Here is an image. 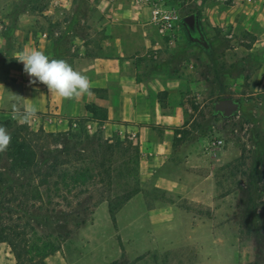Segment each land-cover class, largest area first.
<instances>
[{
  "label": "rangeland",
  "instance_id": "rangeland-1",
  "mask_svg": "<svg viewBox=\"0 0 264 264\" xmlns=\"http://www.w3.org/2000/svg\"><path fill=\"white\" fill-rule=\"evenodd\" d=\"M94 1L21 0L13 11L27 12L29 25L36 32L46 31L59 54L87 45L81 40L99 38L92 29ZM167 5L178 11L180 21L190 14L199 16L207 46L191 42L179 23L178 36L167 37L170 42L159 50L157 67L172 68L185 81L189 130L202 141L222 139L226 146L212 155L217 161L212 170L216 184L212 209L184 203L167 192L163 195L152 184L139 194L155 207L174 202L212 220L213 240L239 238L240 244L255 249V261L264 264V0H168ZM168 9L165 4L163 10ZM225 99L237 105L229 116L216 108ZM18 112L20 119L0 121L25 127L23 133L29 138L41 126ZM126 205L116 215V226L108 204L100 205L92 220L74 231L46 264H110L121 259L123 250L122 264H206L200 252L212 251L205 246L210 239L207 230L197 236L184 229L167 235L146 222L140 198ZM194 241L193 246L183 245ZM218 259L214 256L209 264H221ZM0 264H16L7 244H0Z\"/></svg>",
  "mask_w": 264,
  "mask_h": 264
},
{
  "label": "crops",
  "instance_id": "crops-1",
  "mask_svg": "<svg viewBox=\"0 0 264 264\" xmlns=\"http://www.w3.org/2000/svg\"><path fill=\"white\" fill-rule=\"evenodd\" d=\"M20 1L0 0V118L17 117L22 111L27 120L38 122L51 133L68 131L70 121L94 119L87 122L92 133L100 131L106 139L126 138L139 147L142 188L152 184L177 200L212 209L216 204L212 170L217 161L204 151L207 142L189 130L185 81L172 68L160 69L155 62L159 50L170 40L153 19V11L156 5L164 9L166 4L171 9L168 0L94 1L92 29L99 38L81 40L87 45L67 48L59 54L46 31L36 32L29 25L27 12L13 11ZM29 50H38L49 59L65 60L88 78L89 92L62 99L45 85L30 83L32 78L18 61L21 53ZM88 107L105 109L106 122L100 125ZM135 198L143 201L146 222L153 230L168 235L184 229L196 236L207 230L210 239L205 246L212 251L204 250V255L200 252L206 264L214 256L221 264L255 261V249L240 244L239 238L236 242L213 240L212 220L196 216L177 203L148 210L141 194L126 206ZM195 244L196 241L183 245Z\"/></svg>",
  "mask_w": 264,
  "mask_h": 264
},
{
  "label": "trees",
  "instance_id": "trees-1",
  "mask_svg": "<svg viewBox=\"0 0 264 264\" xmlns=\"http://www.w3.org/2000/svg\"><path fill=\"white\" fill-rule=\"evenodd\" d=\"M88 110L100 125L106 122L105 109ZM89 121L95 120L70 121L66 132L40 127L29 138L25 127L0 121L11 136L0 152V244L9 246L16 264H46L105 202L116 226L117 213L141 192L139 147L126 138L92 133ZM146 206L156 208L147 197ZM124 258L123 250L121 259L110 264H122Z\"/></svg>",
  "mask_w": 264,
  "mask_h": 264
},
{
  "label": "clouds",
  "instance_id": "clouds-1",
  "mask_svg": "<svg viewBox=\"0 0 264 264\" xmlns=\"http://www.w3.org/2000/svg\"><path fill=\"white\" fill-rule=\"evenodd\" d=\"M20 63L23 71L32 79L30 83H40L48 91L62 99H72L89 92L88 78L75 70L63 59H49L38 50L21 53ZM11 136L4 127H0V152L7 150Z\"/></svg>",
  "mask_w": 264,
  "mask_h": 264
},
{
  "label": "built area",
  "instance_id": "built-area-1",
  "mask_svg": "<svg viewBox=\"0 0 264 264\" xmlns=\"http://www.w3.org/2000/svg\"><path fill=\"white\" fill-rule=\"evenodd\" d=\"M153 15V19L161 27V32L164 33L166 37L173 40L178 36L180 30V16L176 9L172 8L163 10L158 5H156L155 11H153ZM225 146V142L222 139L213 138L209 139L206 144L205 150L208 154H214L223 150Z\"/></svg>",
  "mask_w": 264,
  "mask_h": 264
},
{
  "label": "water",
  "instance_id": "water-1",
  "mask_svg": "<svg viewBox=\"0 0 264 264\" xmlns=\"http://www.w3.org/2000/svg\"><path fill=\"white\" fill-rule=\"evenodd\" d=\"M196 14H191L181 19L180 23L183 25L185 31H188L189 28L193 27V22L195 21ZM216 108L222 111L225 115L229 116L235 109L237 105L231 99H225L220 101Z\"/></svg>",
  "mask_w": 264,
  "mask_h": 264
},
{
  "label": "flooded vegetation",
  "instance_id": "flooded-vegetation-1",
  "mask_svg": "<svg viewBox=\"0 0 264 264\" xmlns=\"http://www.w3.org/2000/svg\"><path fill=\"white\" fill-rule=\"evenodd\" d=\"M186 33L190 41H193L195 44H200L204 47L207 46L204 30L200 23L198 15H196L195 21L193 22V27L189 28V30L186 31Z\"/></svg>",
  "mask_w": 264,
  "mask_h": 264
}]
</instances>
